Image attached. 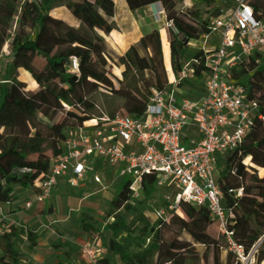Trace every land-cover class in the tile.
Masks as SVG:
<instances>
[{
  "label": "trees",
  "instance_id": "trees-1",
  "mask_svg": "<svg viewBox=\"0 0 264 264\" xmlns=\"http://www.w3.org/2000/svg\"><path fill=\"white\" fill-rule=\"evenodd\" d=\"M62 1H27L11 37L9 26L18 0H0V51L9 41L11 58L0 86V203H12L13 212H22L18 202L14 203L17 194L46 173L50 159L61 153L66 131L90 119L86 113L92 106L88 97L99 89L111 91L113 83L121 84L110 67L121 68L124 78L128 73H139L126 84L138 101L127 97L121 106L130 115L140 116L150 88L167 82L158 31L139 36L131 12L155 3L161 5L164 20L176 30L175 35L168 32L169 67L173 72L179 69L187 44L208 32V21L200 19L193 0H66L75 27L52 16V10ZM250 4L255 19L264 22V1ZM114 32L127 37L128 47L122 53L107 40ZM36 57L45 62L41 70L33 64ZM73 58L77 61L74 72L70 69ZM239 67L232 76L241 79L246 75L244 87L257 93L259 114L264 117V62L241 61ZM18 71L28 74L35 84L30 94L26 93V84L18 80ZM42 97L47 104H42ZM105 113L111 116L113 109ZM245 160L254 171L248 169ZM14 168L30 169L31 174L17 177L12 173ZM217 183L226 209L236 219L234 239L251 246L258 230L264 229V121L255 119L238 148L225 157ZM141 191L145 198L157 191L154 176L142 178ZM131 199L132 193L124 186L106 204L104 223L87 213L78 218L83 233L106 238L107 251L118 258L119 264H238L217 235L207 210L183 202L178 206L182 216L172 214L166 220L157 218L152 226L143 222L136 227V245H132L128 235L134 225L126 224L120 213L130 208ZM163 205L167 210V203ZM19 235L26 237L31 249L36 246L31 230L11 226L9 234L0 240V264L16 262L18 253L11 239ZM257 261H264V251L259 252ZM96 264L110 261L103 258Z\"/></svg>",
  "mask_w": 264,
  "mask_h": 264
},
{
  "label": "built area",
  "instance_id": "built-area-1",
  "mask_svg": "<svg viewBox=\"0 0 264 264\" xmlns=\"http://www.w3.org/2000/svg\"><path fill=\"white\" fill-rule=\"evenodd\" d=\"M217 1L221 6L230 1V7L216 10L217 15L208 19V32L187 44L193 52L182 57L177 71L168 68L165 85L150 88L140 116L127 114L121 107L113 109L111 116L99 111L81 127L66 131L61 153L28 187L32 197L18 202L22 211L50 198L62 182L77 188L90 178L107 190L111 184L103 186L100 177L109 168L122 180L120 189L127 187L132 198L142 192V178L152 175L156 186L174 189L167 214L177 211L180 202L205 208L238 264H264L257 261L264 251V229L258 230L249 247L235 240L236 219L226 209L217 183L225 157L238 148L255 119L264 121L257 93L232 76L243 58L264 62V22L255 19L253 0ZM164 30L176 32L165 20ZM9 45L4 43L0 60L5 52L10 57ZM70 69L77 71L74 58ZM12 173L20 177L31 170L14 168ZM11 204L0 203V240L16 226L9 221ZM170 215L156 212V218L164 220ZM82 252L95 260L89 244Z\"/></svg>",
  "mask_w": 264,
  "mask_h": 264
},
{
  "label": "rangeland",
  "instance_id": "rangeland-1",
  "mask_svg": "<svg viewBox=\"0 0 264 264\" xmlns=\"http://www.w3.org/2000/svg\"><path fill=\"white\" fill-rule=\"evenodd\" d=\"M32 3L33 0H18L17 7L13 12L12 19L9 26V34L12 37L17 31V25L19 16L21 13V7L26 2ZM75 1V0H69ZM66 0L57 4L52 10V16L62 19L69 25L75 27L76 21L71 17L69 11L65 7ZM195 7L199 10L200 19L208 21L216 10L219 8L230 7V1H226L225 6H221L222 3L217 0H208L207 2L201 0H194ZM225 9V8H224ZM164 16V15H163ZM160 26L164 28V19L160 21ZM176 34L175 31H169ZM164 34V33H163ZM162 34V36H163ZM117 40V37H113ZM107 40L112 43V37L108 36ZM9 51V48H8ZM121 53L123 50L120 51ZM191 51L186 50V55ZM168 44H162V62L165 71L169 66L168 59ZM251 58H243L242 62H248ZM255 63H259V59L252 60ZM34 63V62H33ZM10 57L3 53V57L0 60V80L2 79L5 70L9 69ZM240 67H237L238 72ZM110 71L114 73L121 84L113 83L111 91L99 89L92 93L88 100L91 103V107L87 110L89 118H94L98 115L99 111H106L107 109H119L122 104L119 103L123 98L129 96L130 99H134L130 95V90L126 84L131 81V77L139 74L131 72L126 77H121V68L110 67ZM17 78L19 81L26 84V93L30 94L35 89V84L32 82L31 77L23 71H18ZM246 75L241 77V81L245 82ZM55 87V85L53 86ZM42 104H47V101L42 97L40 99ZM63 119V118H62ZM63 121V120H62ZM61 121V122H62ZM220 163V167H221ZM114 169L109 168L101 173V183L103 186L110 185L115 179L109 180L113 177ZM122 185V181L118 180L116 183L107 189L103 190L101 186L92 183L90 178H87L85 183L77 188H69L63 182L53 189V193L50 198L43 203H32L31 208L27 211H22L17 215H12L15 211V206L11 204L9 211H11L10 222H14L17 227H24L31 230L36 236V246L34 248L29 247V242L25 236H18L11 239L14 250L18 253V258L14 264H96L93 261H98L103 258H108L110 264H117L116 257L111 256L107 251L106 238H101L96 234L83 233L78 226V218L81 213H87L90 217L96 220L98 223H104L102 212L108 203V201L117 193ZM174 194L173 188H161L157 186V191L150 197L145 198L143 192L138 193L137 197H133L130 201V208L121 210V216L126 224H133L131 233L128 235V241L132 245H136L134 229L139 227L143 222L148 225H154L156 221V212L163 210L165 215L168 214L182 216L181 211L178 210L169 212L164 208V203L170 204V199ZM31 193L28 190L20 191L17 194V198L14 203L23 201L24 199H30ZM52 211L53 214H48ZM41 213V214H40ZM55 222V223H54ZM51 224V225H50ZM2 242V241H1ZM89 244L94 251V259L91 260L86 254L82 252V247ZM132 248L130 251L133 252ZM189 264H203L189 263Z\"/></svg>",
  "mask_w": 264,
  "mask_h": 264
},
{
  "label": "crops",
  "instance_id": "crops-1",
  "mask_svg": "<svg viewBox=\"0 0 264 264\" xmlns=\"http://www.w3.org/2000/svg\"><path fill=\"white\" fill-rule=\"evenodd\" d=\"M81 1L82 0H75L72 2H81ZM193 4L195 5L194 0H193ZM130 16H131L133 25L135 27V30L137 31V34L139 36L146 33V32L156 30L159 33L161 44H164V45L168 44V40H169L168 31L164 30V28L161 27L159 24L160 21L162 19H164L162 7L159 3L151 4V5L142 7L140 9L134 10L133 12H131ZM162 34H163V36H162ZM109 36L112 37V43H110V44L113 47H116L119 51L123 50V52L127 49V47H128L127 37L125 34H123L121 32H114V33L110 34ZM113 37H117V40L113 39ZM36 59H40L43 62L41 67H37L36 65H34L36 68L41 70L44 67L45 62L41 58H38V57L34 58L33 62ZM168 68H169V66H168ZM168 68H167V70H168ZM167 70H166V72H167ZM130 95L132 96L134 94L132 92H130ZM125 99L126 98H123L121 100V102H119V103L122 104ZM112 179H114L111 183L112 185L114 183H116L118 180H121L120 178L115 177V175H113V177H111L109 180L111 181ZM117 264H119L118 259H117Z\"/></svg>",
  "mask_w": 264,
  "mask_h": 264
},
{
  "label": "bare ground",
  "instance_id": "bare-ground-1",
  "mask_svg": "<svg viewBox=\"0 0 264 264\" xmlns=\"http://www.w3.org/2000/svg\"><path fill=\"white\" fill-rule=\"evenodd\" d=\"M97 18H98L99 22L102 23L101 18L98 17V16H97ZM42 64H43V62H42L40 59H36V60L34 61V65H36L37 67H41ZM132 97H134V99L137 100V97L135 96V94L132 95ZM244 164L247 165V167H248L249 170H253L250 166H248V160H245V161H244ZM253 171H254V170H253Z\"/></svg>",
  "mask_w": 264,
  "mask_h": 264
}]
</instances>
